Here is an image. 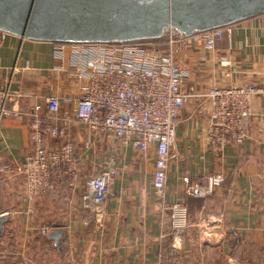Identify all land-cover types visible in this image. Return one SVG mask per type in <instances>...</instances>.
Wrapping results in <instances>:
<instances>
[{
  "label": "crops",
  "instance_id": "crops-1",
  "mask_svg": "<svg viewBox=\"0 0 264 264\" xmlns=\"http://www.w3.org/2000/svg\"><path fill=\"white\" fill-rule=\"evenodd\" d=\"M230 25V36L211 49L196 32L172 46L176 61L190 73L183 88L200 93L213 83L264 87V12ZM158 38L159 47L167 49L163 36ZM56 45L0 29V87L9 83L22 93L9 102L16 111L29 110L48 94L60 96V110L73 107L70 96L78 88L67 70L69 46L59 55ZM223 56L229 65L219 63ZM209 110L208 99L199 95L179 109L162 201L151 185L152 145L138 152L92 136L76 123L69 126L74 151L82 157L75 185L30 199L22 175L0 172V264H264V98L252 100L250 131L239 144L207 143ZM28 132L26 115L0 120V161L24 159ZM112 154L118 171L99 217L89 203L87 180ZM214 172L224 180L211 195L186 192L188 184ZM176 199L187 205L189 225L181 246L172 248L168 205ZM201 217L210 221L206 233ZM45 224L52 226L49 233L61 230L57 240L39 233Z\"/></svg>",
  "mask_w": 264,
  "mask_h": 264
},
{
  "label": "built area",
  "instance_id": "built-area-1",
  "mask_svg": "<svg viewBox=\"0 0 264 264\" xmlns=\"http://www.w3.org/2000/svg\"><path fill=\"white\" fill-rule=\"evenodd\" d=\"M231 25L225 24L196 32L205 49L214 47L224 35L230 36ZM167 49L159 47L160 39L129 41L57 42L55 52L62 53L67 44L68 74L78 90L71 109H61L60 96L48 94L35 101L27 111H16L9 105L13 92L9 83L0 87V120L10 115H26L29 124L30 150L23 160L0 161V172L20 174L25 194L34 199L46 191H58L62 185L73 186L79 178L82 157L75 153L69 136L72 123L82 125L92 136L116 140L138 152L154 148L152 188L162 201L166 185L169 148L175 141L179 109L192 97L208 99L210 110L204 137L211 146L241 143L249 134L252 100L264 98V87L255 83H213L197 93L183 88L189 70L175 59L172 46L187 35L169 28L163 33ZM221 57V65H229ZM27 67V65H25ZM55 139V145L46 144ZM118 167L116 156L110 155L87 180L89 203L101 217L110 196V187ZM224 180L220 172L202 175L188 184L186 192L195 197L211 195ZM170 247L182 244L189 225L187 205L176 199L169 203ZM203 233L210 221L199 219ZM52 230L49 224L38 228L40 234ZM2 256H6L2 253Z\"/></svg>",
  "mask_w": 264,
  "mask_h": 264
},
{
  "label": "water",
  "instance_id": "water-1",
  "mask_svg": "<svg viewBox=\"0 0 264 264\" xmlns=\"http://www.w3.org/2000/svg\"><path fill=\"white\" fill-rule=\"evenodd\" d=\"M260 12L264 0H0V29L55 42L129 41L169 28L191 35Z\"/></svg>",
  "mask_w": 264,
  "mask_h": 264
},
{
  "label": "trees",
  "instance_id": "trees-1",
  "mask_svg": "<svg viewBox=\"0 0 264 264\" xmlns=\"http://www.w3.org/2000/svg\"><path fill=\"white\" fill-rule=\"evenodd\" d=\"M153 39L157 40L158 38H153Z\"/></svg>",
  "mask_w": 264,
  "mask_h": 264
}]
</instances>
